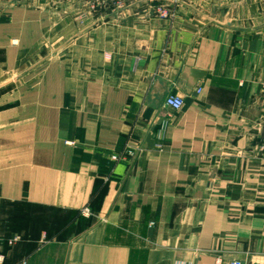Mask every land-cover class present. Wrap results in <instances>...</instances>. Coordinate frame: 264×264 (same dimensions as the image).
Returning a JSON list of instances; mask_svg holds the SVG:
<instances>
[{"label":"crops","instance_id":"obj_1","mask_svg":"<svg viewBox=\"0 0 264 264\" xmlns=\"http://www.w3.org/2000/svg\"><path fill=\"white\" fill-rule=\"evenodd\" d=\"M160 1L0 0L2 264H264V0Z\"/></svg>","mask_w":264,"mask_h":264},{"label":"built area","instance_id":"obj_2","mask_svg":"<svg viewBox=\"0 0 264 264\" xmlns=\"http://www.w3.org/2000/svg\"><path fill=\"white\" fill-rule=\"evenodd\" d=\"M85 4L90 8L91 10H95L98 8H103L110 4L111 2L113 4H116V6H122L124 0H84ZM144 1H152V0H144ZM179 2V0H161L159 3L154 5V11L159 19L167 20L172 19L175 15V5ZM199 92V88L196 90ZM164 103L166 106H169L173 108L174 110H179L183 104L184 100L180 95L176 94H168L165 97ZM157 148L161 149V144H156ZM259 148L264 151V134L262 136V141L260 143ZM136 151L134 148L129 147L124 152L120 154H114L111 156L113 160L118 159H126L129 157H133L135 155ZM84 213H88L87 209L84 208ZM20 240V236L13 235L8 240V245H13L15 242ZM2 239L0 238V247L2 246ZM4 261V255L0 252V264H2ZM24 264V263H23Z\"/></svg>","mask_w":264,"mask_h":264},{"label":"water","instance_id":"obj_3","mask_svg":"<svg viewBox=\"0 0 264 264\" xmlns=\"http://www.w3.org/2000/svg\"><path fill=\"white\" fill-rule=\"evenodd\" d=\"M192 73H194V74H196V75H198V76L204 74V72H200V71H198V70H193ZM145 142H146V147H147V148H151V147L153 146V140H152L150 134L147 135Z\"/></svg>","mask_w":264,"mask_h":264}]
</instances>
